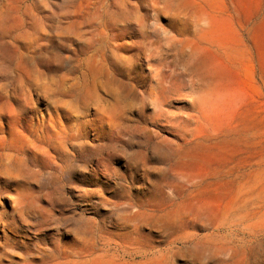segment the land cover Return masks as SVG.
Masks as SVG:
<instances>
[{
  "label": "rangeland",
  "instance_id": "1",
  "mask_svg": "<svg viewBox=\"0 0 264 264\" xmlns=\"http://www.w3.org/2000/svg\"><path fill=\"white\" fill-rule=\"evenodd\" d=\"M50 1L24 0L20 12H12L13 20L0 28V38L31 34V24ZM111 1L103 0L107 12ZM136 1L146 15V34L140 41L152 33V45L135 49L132 54L139 55L125 67L116 66L119 75L131 77L137 87L116 100L120 109L115 112L102 108L106 100L116 99L101 88L104 76L94 80L83 75L88 74L80 53L83 44L73 38L71 48L59 44L51 48L53 79L22 75L17 82L0 76V85L9 94L34 90L36 107L32 111L23 102L16 104L17 117L9 113L8 99H0V264L33 258L31 264H68L62 252L76 236L98 241L105 232L147 234L149 226L144 224L156 222L161 212L134 221L125 217L143 211L146 188L167 170L171 156L157 151L156 141L147 138L148 129L140 125L143 122H172L179 125V132L190 124L187 131L212 137L250 123L264 124V0H176L174 50L164 32L168 13L157 15L156 9L145 8L149 0ZM9 5V0H0V13ZM116 16L113 21L102 17L101 32L123 35L130 28L128 40H135L134 23ZM49 24L43 41H61L62 32L53 27L56 23ZM38 38H28L34 42L30 51L41 41ZM60 77L65 85H58ZM45 85L43 93L36 91ZM42 117L47 131L38 127ZM232 154L191 166L200 175L231 168L237 183L227 187V202L241 199L245 191L249 194L252 187H236L245 184L249 165L264 169V136L254 148L242 154L234 149ZM170 194L166 190V200ZM249 205L242 207L244 213ZM258 205L254 219L263 222L264 210ZM228 214L222 220L232 216ZM200 222L191 221L185 228L195 234L211 232ZM238 235L234 232L228 239H239ZM234 245L239 250L237 264H264V241L249 247ZM187 253L174 264H218L213 256L204 259Z\"/></svg>",
  "mask_w": 264,
  "mask_h": 264
},
{
  "label": "bare ground",
  "instance_id": "2",
  "mask_svg": "<svg viewBox=\"0 0 264 264\" xmlns=\"http://www.w3.org/2000/svg\"><path fill=\"white\" fill-rule=\"evenodd\" d=\"M9 1V7L0 13V28L13 20L11 19L12 12H20L19 9L24 0ZM175 1L149 0L145 2V8L156 9L157 15L168 13L169 21L166 26L168 30H165L166 28L163 30L168 33L167 39L173 50L177 38ZM49 4L41 7V15L36 17L31 24V34L9 40L0 38V76L17 82L20 81L22 75H26L28 79L34 76L53 79L56 74L53 73L54 70L48 60L51 48L55 44L71 48V38H73L74 41L83 44L80 53L84 56L82 63L85 64L88 73L83 75H88L94 80L104 76V81L99 83L101 88L108 89L116 97L110 101L106 100L102 108L112 113L120 109L116 100L135 89L137 85L131 77L126 79L121 77L116 66L125 67V62L139 55L138 51L132 54L135 49L149 48L152 45V33L146 41H140L146 34L144 29L146 15L142 13L140 4L136 0L129 2L112 0L109 12L105 11L103 0H51ZM23 13L26 14V10ZM116 15L134 23L135 40H128L132 38L130 28L123 35L101 32L98 23L102 17L113 21L117 18ZM16 20L21 19L17 17ZM49 23H56L53 27L58 29V32L59 30L62 32L60 37L66 42H63V39L49 44L43 41L42 38L47 34ZM19 25L21 26L17 22L14 27L18 28ZM80 28L84 31L79 30ZM30 36L33 38L37 36L41 39L38 41V38V42H35L37 46L34 51H30L31 44L34 43L30 42ZM96 44L99 45L95 46ZM156 76L160 77L158 80H163L162 73ZM57 80L58 85H65L66 80L63 77ZM47 88V85L39 86L36 91L43 93ZM33 94L34 90L31 89H22L20 93L9 94L0 85V99H8L9 113L17 117L19 114L16 111V104L21 102L25 103L30 110H35ZM1 109L3 108L0 106V112ZM46 124L45 117H42L38 127H44L47 131L48 125ZM140 125L148 129L147 138L156 141L157 151H165L166 157L171 156V159L167 170L164 169V173L159 178H155L154 182H150L146 188V193L143 195L146 208L144 207L143 211L137 214L126 215L125 219L134 221L141 215L152 214L156 211L161 212V215L157 216L153 224H144V226H149L147 234L105 232V236L99 237L98 241L76 236L72 244L62 252L66 258H69L68 264H174V260L186 251H188L186 255L192 257L205 259L213 256L218 264H237L235 258L239 250H236L234 244L249 247L257 240L264 241V221H258L259 218L257 221L254 219L258 213L255 209L261 208L258 203H261L264 210V169L260 171L256 168V164L249 165L245 173L247 176L245 184L236 185L237 189L252 187L249 194L245 191L241 199L236 200L235 198L227 202V187L237 183L231 168L205 175L194 173L191 168L194 163L212 157L224 158L229 151L232 154L234 149H238L242 154L244 150L254 148L264 136L263 123H250L228 134L223 133L214 137L202 131H187L190 124L185 125L186 129L181 132L176 129L179 127L178 124L168 121H145ZM166 190L171 192L167 200ZM245 203L251 205L246 210L244 209L246 213L242 209ZM228 213L232 216L222 220V217ZM194 220H201L200 227L203 230L209 228L211 232L195 234L188 231L185 225ZM132 227L138 230L137 226ZM234 232L241 237L236 240L228 239L233 236ZM187 245L192 247L184 251ZM207 248H213V250ZM33 260L34 258L31 261L24 259L18 264H31ZM10 264L14 263L10 262Z\"/></svg>",
  "mask_w": 264,
  "mask_h": 264
}]
</instances>
